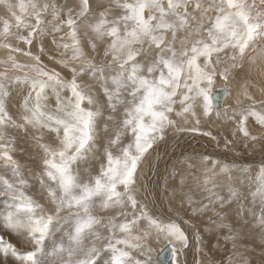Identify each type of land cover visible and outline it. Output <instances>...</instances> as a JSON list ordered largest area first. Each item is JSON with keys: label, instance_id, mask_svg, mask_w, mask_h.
Masks as SVG:
<instances>
[{"label": "snow or ice", "instance_id": "obj_1", "mask_svg": "<svg viewBox=\"0 0 264 264\" xmlns=\"http://www.w3.org/2000/svg\"><path fill=\"white\" fill-rule=\"evenodd\" d=\"M0 9V49L6 53L0 59V167L5 170L0 195L16 201L13 210L0 214V264H97L101 252L109 257L107 264H184L179 256L190 245L184 228L177 219L151 215L134 194L137 182L167 130H186L173 117L192 116L199 124L201 117L215 115L235 122L245 138L264 139L248 126L254 118L264 132V98L256 99L245 86L235 99L240 110L229 105L221 113L217 95L230 93L232 70L245 59L264 58V0H100L97 10L90 0H0ZM49 37L53 47L46 49ZM18 54L30 62H20ZM45 55L70 78L45 65ZM85 77L99 83L105 105L94 98ZM218 81L222 89L216 88ZM13 84L28 89L18 118L6 107ZM10 129L33 131L43 153L47 183H40L47 204L33 199L19 178ZM98 150L99 167L92 169L88 161ZM211 164L205 173L220 167ZM220 171L231 169L223 165ZM245 179L254 185L249 194L253 203L259 201L264 228V166ZM209 183L215 187L205 175L209 203L223 206ZM229 192L239 198L231 185ZM99 211L111 215L104 219ZM237 238L225 237L233 249ZM196 240L199 244V233ZM227 264L249 261L229 256Z\"/></svg>", "mask_w": 264, "mask_h": 264}, {"label": "rangeland", "instance_id": "obj_2", "mask_svg": "<svg viewBox=\"0 0 264 264\" xmlns=\"http://www.w3.org/2000/svg\"><path fill=\"white\" fill-rule=\"evenodd\" d=\"M58 2L64 3V0H58ZM90 2L92 1L90 0ZM97 3H99V0H96V4ZM96 4H94V10H97L95 9ZM2 10L3 9H0V14L3 13ZM44 43H45L46 49H50L53 47L50 44V37L45 39ZM32 51L37 52L38 48L36 46H33ZM2 53L3 54L5 53L4 49L2 51L0 49V56H4ZM19 57H21L22 60L27 59L23 55H19ZM42 58H43L44 64L46 63L45 65H48L49 68L56 67L58 71L63 72L62 75L64 77L70 78L69 77L70 74L66 70H63L59 66L53 64L48 59L47 55L43 56ZM22 60H19V61L23 63L30 62L28 59L26 60L27 62L22 61ZM246 60L247 59H245L244 61L245 63L251 61V60L249 61H246ZM75 66L79 67V65H75ZM0 71H3L2 67H0ZM84 82L89 83L91 85V89H93L92 94L94 98L99 100L101 105H105V97L103 95V92H102V89L100 88L99 83L96 81H91L87 77L84 78ZM23 85L24 84H21V87L19 86V88H17L15 84H13L9 90V97L6 98V107L9 113L14 118H18L19 113L22 111L23 99L27 95V92H28V89L25 87V85L24 86ZM261 88L262 90L254 88V91L257 92V94H253L252 92V95L258 100H259L260 95H261L260 98H264V95H262L264 94V86H261ZM245 102H248V101H245ZM245 102L243 103V106L247 107L248 103H245ZM51 104L52 106H54L55 104L54 98L52 99ZM229 105L233 106L234 104L232 103L231 104L227 103L226 105L224 104V106L222 107L223 109L218 110V111H221V113H223L225 109H228ZM233 107L234 108L239 107V105L236 104ZM236 110L238 111L239 109L236 108ZM107 112L108 110L105 107V119L107 117ZM113 115L115 116V120L118 121L121 118L122 112L118 110ZM214 117L213 116L210 118L201 117L200 126L199 124H197L196 119L192 116L191 118L192 119L194 118L193 123H191L192 120L188 118H187V121H185L180 118L174 117V119H177L178 124L181 127L185 128L186 130L178 131L175 128H170L167 130V134L165 136L164 141H161L156 146H154L155 150L152 151V155H154V157L151 156V166H149L147 162L145 163V165H143L142 170H141L140 179L137 182L136 191L134 194L137 200L146 206L148 212L158 219H162V220L173 219L168 214L169 212L168 209H169L172 212H174L176 215L181 217L183 220L189 221L188 224L189 226H191V229H190L191 232L189 233L190 234L189 242H192V245L190 244L191 248L189 246V254L193 256L191 257V261L193 262L192 264H195V261H198V260L203 261V264H221V262H224L225 258H228L229 256L234 257V258H239L241 256L246 257L249 261V264H264V237H263L264 228H262L259 224L255 232L254 228L252 227V222L254 220V217H251L252 219L245 217L254 211L257 212L258 209H259L258 213L260 214L261 212V206L259 204V201L257 200L256 201L257 203L256 202L253 203L252 196L249 194V189L251 188L252 190H254V185L250 184L245 179V177L249 173L254 176L259 171L261 166H264L263 164L254 163L251 165L242 166L243 168L242 170L247 168L248 170L247 173H244V171L242 170H239L240 172L239 171L234 172V173L230 172L231 176L228 174L230 177H228L227 174H224V173L216 174L215 172L213 173L212 171H208L204 175H201L202 173L199 174L200 170H198L195 167L194 168L191 167L187 169L186 172L184 173L185 178L186 177L187 178L185 179V182L183 183V185H181L178 188L174 186L173 180H172L173 179L172 172L169 171L163 176L161 180V184H156L157 181L155 178L157 175V171H159L158 167L161 164H164L163 161H165L167 156L168 157L170 156L169 153L173 148L172 146H174L172 144V141L175 139H170L172 137V133L175 137L176 135L189 137V138L194 136L193 139H195V133L197 132H202L203 137L205 136L204 133L206 131L211 132V134H213L214 133L213 129L217 125L216 123H213L212 125V122L216 121L215 120L216 118ZM222 119L223 117H220L218 121L220 122ZM252 119H250L249 121V125H248L249 128L252 126L251 124ZM208 122H209V125H208ZM202 123H204V125H202ZM114 126H115V121H113L110 124V127H114ZM199 127L201 128L199 129ZM103 128H104V124L103 122H101L99 125V137L98 138L103 137ZM190 128H196V129H199V131L187 130ZM256 129L260 130L259 127L252 129V130H255L254 132H252L251 129L250 130L254 135L261 136L262 134L261 130L259 131V134H257ZM22 131L23 130L17 131L16 129H10L11 135L15 137V145H14V151L12 152V155L15 161L17 162V164L19 165V178H22L23 180L26 181V190L28 194L33 197V199H35L39 203L47 204L46 189H44L40 183L42 179L45 180V182L47 183V178L43 176V164H42L43 153L41 149L37 146L36 141H34L32 138L33 131L31 129H29V131L27 132L25 131L22 132ZM233 132L236 137V140L234 142L235 148L234 147H231V148L237 149V151L239 152L240 150L239 144L247 143L251 139L242 138V134L238 133L236 131V128L233 129ZM43 142H48L47 136L45 137V140ZM104 142L106 143V138H104ZM168 148H169V153H167ZM155 152L157 153L156 155H155ZM245 153L251 154V153H254V151H247ZM201 156L203 158L207 157L215 161L218 160L217 162H221L224 165H228V164H229L228 166L231 165V163L225 162V161L222 162L221 159L214 158L212 155H209V154L196 155L194 156V158L193 156H186L183 158L197 159V158H200ZM100 159H101V152L98 150L97 154L95 155V159H91L88 161V167L92 169L98 168ZM176 161H179V160H176ZM232 165L234 166L235 164H232ZM253 167L256 169L255 171L251 169ZM0 174H5V170L3 167H0ZM6 175L9 180L13 179V176L10 170L6 172ZM205 175H207L208 177L210 175L211 180L212 181L215 180L214 181L215 187H213L212 183H210L208 187L212 189L213 193L219 195L221 198L224 199L225 203L223 204V206H221L218 201L212 204L209 203V200L207 199L209 192L205 191L204 187L202 186ZM241 181L243 182L241 183ZM229 185H231L233 188L236 189L238 196H239L238 199L231 197V193L229 192ZM159 188H162V192H159ZM189 197H191V201H192L191 204L189 203ZM159 199L162 201H160ZM163 205L167 207V208L166 207L164 208V211L162 210ZM203 205H207L208 207L203 212H198V213L193 214L192 212L193 207L203 206ZM15 206H16V201L13 198L0 195V214L11 211L12 209L15 208ZM96 214L104 219H107L108 216L111 215V213L104 212V211H99ZM242 227H247V228H245L244 230H241ZM197 233H199V237H200L199 244L197 243V240H196ZM189 234H188V237H189ZM228 234H232L238 237L236 241L235 249H233V244H232L231 239H228V240L225 239V237H228L227 236ZM197 249H199V251ZM108 259L109 257L104 252H101L100 256L97 258V264H107ZM179 259L183 261L184 264H188V259H187L185 250H184V254L179 256Z\"/></svg>", "mask_w": 264, "mask_h": 264}, {"label": "bare ground", "instance_id": "obj_3", "mask_svg": "<svg viewBox=\"0 0 264 264\" xmlns=\"http://www.w3.org/2000/svg\"><path fill=\"white\" fill-rule=\"evenodd\" d=\"M93 5L96 4V0H91ZM100 2V0H99ZM257 4L259 3V0H256ZM3 12V10H2ZM51 39V38H50ZM50 45V44H49ZM261 47H264V45H261ZM3 49H1L2 51ZM3 54V53H2ZM1 54V55H2ZM4 56H0L1 59H4V57L6 56V53L3 54ZM250 55H255V53H250ZM18 60H22L21 57H19L18 54ZM24 58V57H23ZM27 59H24L22 61H26ZM250 59H247L246 61H249ZM245 61V60H244ZM29 63V62H28ZM46 64V63H45ZM48 66V65H47ZM252 66V67H251ZM252 68V69H251ZM63 73V72H62ZM70 77V76H69ZM66 78V77H65ZM224 85L222 81H218L216 84V87ZM24 86V85H23ZM22 86V87H23ZM245 86H247V90L252 94H257V92L254 91V88L257 89H261V86H264V58H257L255 63L250 62H244L243 66H239L236 67L235 69L232 70V74L229 77V81H228V87L230 89V93L226 96V98L224 99L223 104L219 107L218 110H222L224 104L226 105L227 103L229 104H234L235 103V99L238 93H242L245 90ZM21 87V85H20ZM26 87V86H25ZM13 88V87H12ZM27 88V87H26ZM93 90V89H92ZM258 90V91H259ZM260 95V94H259ZM264 95V94H262ZM258 97V96H257ZM261 95L259 96V99ZM11 100V99H10ZM247 100H244V102ZM248 103V102H245ZM233 105V106H234ZM241 105H239V107H235L237 109L240 110ZM244 107V106H243ZM221 112V111H220ZM214 117V115H213ZM174 118V117H173ZM207 118V117H206ZM216 118L215 122L217 125L214 127V133L211 134V136L205 135L203 137V133L202 132H197L195 133V139H193V137L189 138V137H184V136H180V135H176V137L173 135L172 133V137L170 139H175L172 141V144L174 146H172V150L169 153V148L167 149L168 152L170 154V156L165 159L164 164H161L158 168L159 171H157V175H156V184H161V180L163 178V176L167 173V172H172V176H173V184L176 188L180 187L181 185H183V183L185 182V172L187 169L191 168V167H195L198 170H200L199 174L204 175L205 174V169H211L212 168V164L211 161H215L213 159H208L205 160V158H203L202 156L200 158L197 159H192V158H183L186 156H196V155H212L214 158H218L221 159L222 162H229L231 163V165L229 166L231 169V172H238L239 170H242V166L245 165H251L254 163H261L264 165V139H258L256 141H252L249 140V142L247 143H241L239 144L240 150L239 152L237 151V149H232L231 147H234V142L236 140V137L234 135L233 129L236 128V124L233 121H229L225 118H223L220 122L218 121L220 119V117H214ZM188 119L192 120L191 123H193L194 118L192 119L191 116H188ZM183 120V119H182ZM189 120V121H190ZM208 120V119H207ZM203 121V120H202ZM219 122V123H218ZM251 124L252 126L250 127V129H255L256 127H259L255 121L254 118L251 120ZM201 125V122L199 123V126ZM202 125H204V123H202ZM209 125V122H208ZM211 126V125H210ZM201 127H199L200 129ZM207 129V128H206ZM203 130V129H202ZM29 131V130H28ZM255 130H252V132H254ZM260 130L256 129V133L259 134ZM23 132V131H22ZM208 132V131H206ZM178 133V132H177ZM261 134V133H260ZM33 135V134H32ZM191 135V133H190ZM194 135V133H193ZM257 136V135H256ZM258 137H264V132H262L261 136ZM33 138V137H32ZM242 138L243 137L242 135ZM241 140V139H240ZM30 141V140H28ZM171 144V143H170ZM167 145V144H166ZM163 146V145H162ZM165 146V145H164ZM159 148V147H158ZM161 148V147H160ZM158 150V149H157ZM161 150V149H160ZM247 151H254V153L251 154H246L245 152ZM159 152V151H157ZM157 153L155 152V155ZM168 155V154H167ZM154 157V155H152ZM159 157V156H158ZM183 158V159H182ZM179 160V161H176ZM176 161V162H175ZM218 161V160H217ZM155 163V162H154ZM158 163V162H156ZM220 167H222L224 164L221 162H218ZM175 164V165H173ZM232 164H235L234 166ZM260 164V165H261ZM145 165V164H144ZM229 165V164H228ZM255 166V165H254ZM162 167V168H160ZM220 167H217L215 169V173H222L220 171ZM251 167V166H250ZM154 168V167H153ZM247 170V168H245ZM244 169V170H245ZM252 170H256L254 167L251 168ZM259 169V168H258ZM145 172V171H144ZM191 172V171H190ZM240 172V171H239ZM194 173V171H193ZM245 173V172H244ZM198 174V173H197ZM212 174V173H211ZM241 174V173H240ZM224 175V174H223ZM222 175V176H223ZM229 175L231 176V174L229 173ZM228 174L227 176L230 177ZM243 175V174H242ZM194 176V175H193ZM210 177V175H209ZM213 177V176H212ZM144 178V177H143ZM191 178V177H190ZM227 179V177H226ZM203 180V179H202ZM214 180V179H213ZM219 180V179H218ZM224 180V179H223ZM171 181V180H170ZM215 181V180H214ZM163 182V181H162ZM172 183V182H171ZM192 183V182H191ZM239 183V182H238ZM210 184V183H209ZM227 184V183H226ZM233 184V183H232ZM223 186V185H222ZM221 186V188H222ZM139 187V186H138ZM28 188V187H27ZM165 188V187H164ZM163 188V189H164ZM220 188V187H219ZM226 188V187H225ZM240 188V187H239ZM242 189V188H241ZM238 190V189H237ZM245 190V189H244ZM197 191V190H196ZM145 192V191H144ZM159 192H162V188H159ZM159 194V193H158ZM166 194V193H165ZM162 195V193H161ZM152 196V195H151ZM202 197V196H201ZM153 198V197H152ZM159 198V197H158ZM199 198V197H198ZM157 200V199H156ZM160 200V199H159ZM177 200V199H176ZM236 200V199H235ZM162 201V200H160ZM246 202V201H245ZM176 203V202H175ZM257 203V202H256ZM163 204V203H162ZM249 204V203H248ZM3 205V204H2ZM164 206V205H163ZM162 206V210L164 211V208L166 206L163 207ZM240 206V205H239ZM258 207V205H257ZM167 208V207H166ZM245 208V207H244ZM160 209V208H159ZM209 209V208H208ZM8 210V209H7ZM13 210V209H12ZM259 210V209H258ZM257 212H252L251 214L245 216L247 218H251L254 217V220L252 222V227L254 228V231L256 232L257 227L259 226V217L261 215ZM168 214L173 218V219H177L178 222L181 223L182 227L184 228L186 234L188 235L191 232V226H189V224H185L183 223V220L181 217H179L178 215H176L174 212H172L171 210L168 209ZM233 211V210H232ZM246 211V210H245ZM251 212V210H250ZM248 213V211H247ZM224 214V213H223ZM216 218V217H215ZM252 219V218H251ZM219 222V221H218ZM217 222V223H218ZM238 222V220H237ZM214 226V225H213ZM239 226V225H238ZM202 228V227H201ZM247 227H242L241 230H244ZM200 229V227H199ZM260 230V228H259ZM231 231V230H230ZM193 232V230H192ZM205 233V232H204ZM262 233V232H261ZM255 234V233H254ZM225 235V234H224ZM230 234H228L227 236H229ZM263 235V234H262ZM194 236V235H193ZM264 237V236H263ZM189 238H190V234H189ZM221 238V237H220ZM262 239V238H261ZM230 242V241H229ZM253 242V241H252ZM263 242V241H262ZM222 243V242H221ZM231 243V242H230ZM190 244L192 245V242H190ZM190 246V245H189ZM191 248V246H190ZM186 255H187V259H188V264H192L193 262L191 261V256L189 254V248L185 249ZM194 252V251H193ZM224 254V253H223ZM251 255V254H250ZM225 257V256H224ZM234 261H238L240 260L241 257L239 258H234L232 257ZM227 259L225 258L223 264H227Z\"/></svg>", "mask_w": 264, "mask_h": 264}, {"label": "water", "instance_id": "obj_4", "mask_svg": "<svg viewBox=\"0 0 264 264\" xmlns=\"http://www.w3.org/2000/svg\"><path fill=\"white\" fill-rule=\"evenodd\" d=\"M224 85L216 87L217 89H222ZM217 95L220 96V106L223 104L224 99L226 98L225 94L222 91H218Z\"/></svg>", "mask_w": 264, "mask_h": 264}]
</instances>
